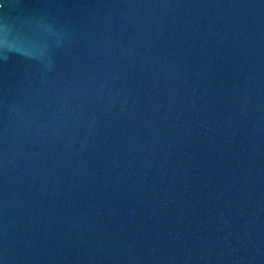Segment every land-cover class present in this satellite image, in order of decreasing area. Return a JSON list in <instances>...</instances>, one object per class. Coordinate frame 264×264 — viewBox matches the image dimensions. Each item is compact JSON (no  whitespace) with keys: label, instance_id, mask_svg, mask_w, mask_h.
Returning a JSON list of instances; mask_svg holds the SVG:
<instances>
[{"label":"water","instance_id":"1","mask_svg":"<svg viewBox=\"0 0 264 264\" xmlns=\"http://www.w3.org/2000/svg\"><path fill=\"white\" fill-rule=\"evenodd\" d=\"M0 264H264V0H0Z\"/></svg>","mask_w":264,"mask_h":264}]
</instances>
